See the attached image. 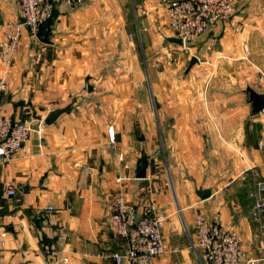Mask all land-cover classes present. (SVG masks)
<instances>
[{"label":"crops","instance_id":"crops-1","mask_svg":"<svg viewBox=\"0 0 264 264\" xmlns=\"http://www.w3.org/2000/svg\"><path fill=\"white\" fill-rule=\"evenodd\" d=\"M147 3L157 6L150 20L133 15ZM237 10L232 22L193 43L200 65L177 95L172 89L167 97L162 92L171 68L164 54L177 49L159 46L164 36L156 25L167 19L158 0L59 6L48 44L23 28L14 65L0 61V79L7 82L0 112L37 130L50 111L73 105L56 124L44 123L42 136L34 132L12 161L0 163V264H64L66 258L68 264H117L112 255L128 249L111 221L121 192L138 206L153 201L167 216V252L153 264H201L193 247L199 211L219 214L225 228L240 233L249 258H261L251 200L222 192V181L231 177L246 182L259 171L264 179V111L253 113L247 92L264 93L255 85L264 73V0H238ZM136 16L148 37L138 35ZM19 21L20 0H0V27ZM151 48L164 52L152 64L166 72L154 81L153 95L146 91L139 55ZM161 133L163 155L156 153ZM144 153L150 165L147 178L139 180L135 170ZM231 163L238 168L227 176ZM9 187L16 195H9ZM201 188L212 196L202 201ZM246 208L248 223L240 216Z\"/></svg>","mask_w":264,"mask_h":264},{"label":"built area","instance_id":"built-area-1","mask_svg":"<svg viewBox=\"0 0 264 264\" xmlns=\"http://www.w3.org/2000/svg\"><path fill=\"white\" fill-rule=\"evenodd\" d=\"M88 0H20V17L25 22L1 25L0 61L10 68L14 65L20 48L22 30L28 28L36 37L42 25L53 19L59 6L76 9ZM238 0H158L165 10L167 25L174 37L183 40L184 51L198 39L220 25L232 22L237 16ZM157 6L147 3L137 16L150 20ZM137 33L141 37L148 27L138 24ZM248 58V53L245 59ZM264 82V73L256 80ZM7 88L5 79H0V97ZM44 121L37 130L32 123L17 121L0 112V163H8L19 155L36 132L42 136ZM109 139L115 142L114 127L108 129ZM252 170V169H249ZM253 171V170H252ZM253 188L248 193L251 200V218L256 225L253 242L261 251L259 260L250 259L242 245L241 235L235 229L224 227L221 216L211 217L204 212L195 213L193 229L195 234L194 250L201 264H264V179L259 171L252 172ZM118 178L117 183H122ZM235 179L228 184L231 186ZM9 195H16V189L9 187ZM112 224L116 235L128 239L126 253H114L117 264H153L154 260L165 255L167 248L163 237V227L167 216L158 211L156 204L149 200L138 206L130 202L124 193H119L112 204ZM5 237L6 234L4 233ZM66 258L64 264H68Z\"/></svg>","mask_w":264,"mask_h":264},{"label":"rangeland","instance_id":"rangeland-1","mask_svg":"<svg viewBox=\"0 0 264 264\" xmlns=\"http://www.w3.org/2000/svg\"><path fill=\"white\" fill-rule=\"evenodd\" d=\"M138 9H139V7H138ZM136 10H137V8H136ZM134 12L135 11H133V15L134 14L137 15V12L136 13H134ZM141 19H143V18H141ZM161 20L164 21V18H161ZM150 29H151V27H150ZM156 29L158 30V32L162 33L161 35L164 36V38H162V37L160 38L159 46H161L162 48L165 47V48L177 49V50H175L176 52L172 53L173 55L172 54L171 55L170 54H164V59L163 60L164 61L167 60L169 62L168 65L171 68L170 71H169V75H171V76L169 77L168 81L165 82L166 84L163 85L164 86L163 88H165L166 90L164 89L165 91L162 92V97L163 96L167 97L168 92H170L172 89H173L174 93L177 95L178 92L180 91V88H182L184 82L187 80V78L189 77L190 80L193 79V78L190 77V74L192 73V71L194 69H198V66L195 65L189 72H186L187 68H188V66L190 64V61L192 59V55L195 52V50H194V52L191 50L194 46H193V44L189 45L187 47V49H188L187 51H184V49L179 48V47H175V46L172 47V46H170V44L165 39L166 36L167 37H174L173 32L170 31V29L168 28L167 24H160V22H157ZM142 35H143V37L144 36L148 37L149 32H145ZM180 51L183 52L182 55L180 54ZM163 53L164 52H160L158 50L156 51L154 48H151V50H149V51H145L144 50V51H142V53L139 54L140 55V59H144V61H143L144 64L142 65V67L144 68L143 72H144V78H145L144 82H145L146 91H147V93L150 92L152 95L154 93V91H153V86H154L153 83H154V81H159V79H160L159 74H165L166 73L164 66L161 65V66L157 67V66H153L152 63L154 61V58H156V59L159 58L160 56H162ZM197 54H200V53L197 52ZM130 72L131 73H129V74L131 75L132 74V70ZM260 73H262V71L259 72V76H260ZM195 79L197 80V79H199V77H196ZM257 79H258V77H257ZM255 82H256L255 83L256 87H258L260 90H262L264 92V82H261V84L257 83V81H255ZM157 84H159V83L157 82ZM194 93H196V95H197V93L199 95L201 94L199 89L197 91L194 90ZM115 135H116V133H115ZM140 135H141V133H140ZM156 144H158V148L156 150V153L160 150L161 155H163V150H164V146H165L164 145L163 133H161L156 138ZM210 167L215 168V167H218V165H213V166H210ZM225 167L226 168L224 169V172H225V174L227 176H229L231 174H234L232 172L235 171L238 168V164H234V165H233V163L226 164ZM241 168H242V164L240 163L239 172H242L244 170V169L241 170ZM241 177L244 178L245 175H243ZM233 180L234 179L231 177V178H228V179L222 181L223 183H225L224 184L225 186L224 185L222 186V192L226 193V194H229L231 190H234L235 194L241 195V199L245 201V197L248 195L249 191L253 188V186H252L253 185L252 176L250 177V179L248 177V181H246V182H245V180L237 181L235 179V183L233 185H231V186H228V184L231 183V181H233ZM240 216H241V220H243V221L248 223V221L250 220V209H248V208L244 209L240 213ZM188 234H189V237L192 236V239H193V232H192L191 226H190V231L188 232Z\"/></svg>","mask_w":264,"mask_h":264},{"label":"water","instance_id":"water-1","mask_svg":"<svg viewBox=\"0 0 264 264\" xmlns=\"http://www.w3.org/2000/svg\"><path fill=\"white\" fill-rule=\"evenodd\" d=\"M22 22L24 23L25 21L22 20ZM50 26H51L50 20L46 21L42 25V27L40 28L37 34V38L39 39V41L43 43H47V44L50 43V39H49L50 31H51ZM166 41L169 44L177 45L179 47H184L183 40L178 39L176 37H168L166 38ZM199 62L200 61L198 57L196 56L192 57L186 72H189L195 65L199 64ZM247 92L249 93V98L252 104L253 113L259 114L263 112L264 111V93H258L252 88H248ZM72 105L73 103L70 105H67L66 107L58 108V109L50 111L48 115L45 117L44 123L48 126L56 124L62 115L69 112ZM142 140H144V138H142ZM149 165H150V157L146 153H144V155L141 158H139L137 162L136 170H135V177L139 180L146 179ZM197 195L202 201H205L212 196V190L201 188L197 190Z\"/></svg>","mask_w":264,"mask_h":264}]
</instances>
